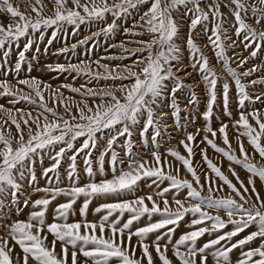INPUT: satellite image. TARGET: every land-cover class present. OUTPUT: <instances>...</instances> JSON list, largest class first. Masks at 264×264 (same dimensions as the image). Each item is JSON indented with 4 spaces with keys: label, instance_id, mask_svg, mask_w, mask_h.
I'll return each mask as SVG.
<instances>
[{
    "label": "snow or ice",
    "instance_id": "6c2138e0",
    "mask_svg": "<svg viewBox=\"0 0 264 264\" xmlns=\"http://www.w3.org/2000/svg\"><path fill=\"white\" fill-rule=\"evenodd\" d=\"M49 3L52 9L47 8L44 0H30L25 7L31 13H25L11 0H0V13L11 18L6 25L0 23V50H3L0 75L7 77L10 71L18 75L26 64L31 71L26 54L34 46L39 53V41L44 40L48 29H54L47 41L51 45L66 25L78 28L86 22H106L110 15L112 22L80 41L85 44L101 34H111L118 26L116 21L132 11L141 13L139 20L134 21L131 29L124 28V33L137 37L130 41L136 47L129 49L122 43L119 48L126 55L108 59H134L131 64L115 68L96 61L104 73H93L83 62L67 67L45 65L50 72H74L120 81L118 86L101 89L61 86L78 94L81 97L78 101L65 97L59 88L53 89L37 77L18 79L16 85L6 78L0 79V97L9 98V104L25 102L40 109L33 115L32 111L15 108L14 115L12 108L0 104V113L4 115L0 122V212L4 213L0 216V228H7L0 236V264H29L30 260L32 264H209V258L212 264H264V197L257 187L259 181L264 188V163H256L257 156L264 161V112L254 106L248 111L249 105L256 101L264 107V96L257 95L253 100L242 82L256 67L238 71L247 64V58L227 55L230 50L235 53L240 44L244 50L253 49L252 58L264 49V0H49ZM225 8L230 10L227 14ZM49 11L51 14H47ZM185 25L187 33L182 35ZM201 36L206 38L204 47L212 49L229 79L217 74L198 43ZM14 49L16 60L12 65ZM33 59L38 60V56L34 55ZM232 63L236 64L235 68ZM193 73L199 80L193 78L191 83H186ZM201 85L207 96L206 109L201 113L205 125L195 133L186 132L181 121L195 120L190 109L198 106L195 88ZM185 89L189 100L182 109L178 94ZM233 90L238 119L230 110ZM218 97L222 100L223 114L231 121L235 148L229 137V124L220 120L218 128L212 125ZM49 101L56 106L50 107ZM60 107L63 112L59 111ZM169 114L174 126L186 132L178 145L186 155L178 148L168 149V156L174 162L162 159L158 151L157 138L161 136V128L167 131ZM137 127L144 145L150 137L157 147L150 153L151 161L142 160L134 152L132 136ZM101 137L106 147L94 156ZM120 137L125 138L122 150L127 157V170L114 147L121 142ZM217 139H222L224 146H219ZM199 144L210 146L229 162L228 171L239 187L208 156L207 147L200 149V155L209 171L198 174L194 149ZM45 156L51 161L47 167H43ZM81 156L83 159L78 163ZM37 162L42 166L40 176L46 181L43 188L37 185ZM234 166L247 172V183L240 179ZM181 168L191 174V180L181 178ZM81 170L88 178L83 185L79 183ZM147 179H151L148 187L153 193L128 199L140 190V182ZM65 180L69 182L66 186ZM165 183L167 186L162 187ZM25 184L34 193L44 195L35 200L24 199L23 207L33 209L27 220L8 224L5 217L11 218L12 208L6 207L5 202L14 206L19 215L23 211L21 195ZM225 187L231 194L224 197L214 194ZM167 194H171V202ZM58 197L66 200L56 204L49 223V207ZM81 198L78 213L82 219L69 222L76 215L74 206ZM94 200L102 201L93 209L99 220L89 221V206ZM189 216L191 219L187 220ZM141 221H144L142 226ZM182 221L192 230L174 240ZM229 225L231 229L226 230ZM246 230L250 231L241 238L240 234ZM206 234L209 239L198 244ZM17 246L21 252H16ZM234 250L239 252L235 260Z\"/></svg>",
    "mask_w": 264,
    "mask_h": 264
},
{
    "label": "rangeland",
    "instance_id": "374dc122",
    "mask_svg": "<svg viewBox=\"0 0 264 264\" xmlns=\"http://www.w3.org/2000/svg\"><path fill=\"white\" fill-rule=\"evenodd\" d=\"M11 2L20 8L22 12L25 13H31L30 8H26L25 4L30 2V0H11ZM44 3L47 5L48 9H52V5L49 3V0H44ZM146 10V9H145ZM223 11L227 14L230 10L229 9H223ZM47 14H51V11H49ZM141 13H137L136 11H132L130 15L127 16H122L120 19L116 21L117 23V28L108 36H105L101 34L100 36L94 38V39H89L87 43L81 44L80 41L85 40L88 37H91L93 33H97L100 31L101 28L106 27L108 23L112 22V17L109 15L107 17L106 22L105 21H93V22H86L82 25H80L78 28L75 26L71 25H66L64 30L59 32L56 36V38L53 40L52 44L49 45L47 43L48 39H51V32L54 29H48L45 31V38L43 41H39V47L40 51L39 53L35 52V46L33 49L26 54L28 57V60L31 64V71H29L28 65H24L21 68L20 73L17 75L14 71H10L7 77H4L3 75H0V79H8L13 85H16V81L18 79H27L30 77H37L43 82L50 84L53 89L59 88L60 91L63 93L65 97H72L75 100H80L81 97L76 94L70 92V90L66 87H61L62 85H70L71 87H76L80 88L82 85H84L87 88H93V89H101V88H111L114 85L118 86L120 84L119 80H112V79H95L92 76L89 75H84L80 74L77 75L74 72H65V73H57V72H50L45 69V65L48 64H63L66 67L70 64H77V65H82L83 63H87L91 71L93 73L99 71L101 73H104V69L99 68L97 64L95 63L96 61H99L101 64H107L109 68H115L117 65H120L121 67L126 65V64H131L132 60L134 58H128V59H108V57H121L126 55L125 53H122L119 45L124 44L125 47L129 49H134L136 45L134 43H130V41H133L137 39V37L125 35L124 33V28H129L131 29L133 26L134 21L139 20V16ZM34 15V13H33ZM10 16L7 13H0V23H4L5 25L10 22ZM255 26V25H254ZM134 31H138L139 29H133ZM187 33V25L184 26L182 29V35H186ZM206 38L201 36L199 38L198 43L200 44L202 50L204 51L205 55H207L210 60L212 65L215 67V70L219 76L225 79H229L227 76V73L224 71L222 68L221 64L217 63L213 51L210 47H204V40ZM233 39H236V37L233 35ZM76 45L75 48L72 46ZM20 48L23 47V38L20 42L19 45ZM67 48V52H62V49ZM253 49H248L244 50L243 49V44H240L235 53L233 51H228L227 55L230 57H244L247 58V64L244 66L243 69H237L238 71H247L249 68L256 67V71L251 74V76L242 78V82L247 85V91L249 92L250 96L255 99L257 95H262L264 96V49L258 52L257 56L255 58L250 57V52ZM3 50H0L2 52ZM38 56L37 59H33V56ZM187 57L188 53L187 51L184 52V62L187 63ZM16 60V49L12 51L11 54V61L12 65H14ZM232 67H236L235 63L231 64ZM6 68L11 67V65H6ZM191 71V69H188ZM2 71V70H0ZM195 78L196 80H199V77L196 76L195 73H193V77L188 78L186 83H191L192 79ZM250 81H256L255 84H251ZM125 83H127L125 81ZM23 87V86H20ZM24 91H28L26 88ZM196 96L198 98V106L195 109H190L192 112V115L195 117V120L193 122H187L182 119L181 123L185 125V130L186 132H192L195 133L197 128H202L205 125V121L203 120L201 113L206 109V104H207V96L205 91L203 90V86L201 85L200 87L195 88ZM179 95V103L181 108L183 109L185 105L188 104L189 100V93L188 90L185 89L184 92H181L178 94ZM230 110L232 112V116L235 117L236 119L239 118L238 115V109L236 107V95L235 91L230 94ZM47 96V92H46ZM9 98L7 97H0V104L4 105L7 108H12L13 109V114L15 115V108H21L25 112L32 111L33 115H36L38 112H40V109L35 106L28 105L25 102H21L16 105H11L8 102ZM49 106L50 107H55L51 101H49ZM261 109L262 112H264V107L261 106L259 101H256L254 105H249L248 111L252 110V107ZM60 112H63V107L59 108ZM165 111L170 110L168 108H165ZM218 117L219 119H217ZM4 118L3 113H0V122H2ZM51 119V117H50ZM220 120H223L224 122L229 124V137L232 140L233 147H236V142L234 139V134L231 128V121L227 116L223 114V105H222V100L218 97L217 104L214 107V118L212 120V125L214 128H218L220 126ZM143 123V122H141ZM167 123L169 125L167 131H165L163 128H161V136L158 137L157 139L159 140V148L158 151L161 154L162 159L167 158L170 161H173V158L168 156V149L169 148H178V150L186 155L185 150L183 147H178L179 141L185 138V131L177 129L174 124H173V118L171 117V114H169V117L167 118ZM7 127V126H6ZM12 131L15 132L14 126H12ZM134 140V152L140 154V158L142 160H148L151 161V151L152 150H157V147L155 144L152 143L150 137H149V142L145 146L143 143V139L139 135V127L136 128V130L133 131V136ZM124 137H120V141L118 142L114 147L116 151L118 152L119 156L121 159H124L125 163L122 165V167L127 170V157L125 156L124 151L122 150L124 145ZM200 137H197V141H199ZM217 144L219 146H224L222 144V139H217ZM99 148L94 152V156H98L100 151H103V149L106 147L105 140L103 137H101L99 141ZM79 147V144L76 145ZM207 147V154L208 156L216 162L218 165L222 167V170L225 172V174L229 175V178L232 179L234 184H237V187H239V184L235 180L234 177L231 176V174L228 171V164L229 162L225 159L219 156V154L215 153L214 150L205 144H199V147H196L194 150L196 152V155L194 157V166L197 168L198 174L203 171H209L206 168V165H204V161L202 160V157L200 155V149ZM245 147L248 149L249 152L252 151V149L248 146L247 142L245 141ZM83 157L78 158V163L82 161ZM174 162V161H173ZM51 161L45 156L44 161H43V167L49 166ZM256 163H264V161H261L260 158L257 156L256 157ZM64 167H67V162H64ZM81 165V169H82ZM107 167V165H106ZM235 171L238 173L239 177L241 180H244L245 183H247V172L243 170L239 166H234ZM42 171V166L37 162L36 165V174L38 176V181L37 185L41 188L46 186V181L44 178L40 176V173ZM166 171H171V169H166ZM61 175L63 177L64 173L63 171L61 172ZM81 179L79 183L81 185L85 184L88 182L87 176L83 173L81 170L80 172ZM180 176L181 178H187L189 180L192 179L191 174L186 173V171L181 168L180 171ZM108 178H111V173L108 172ZM100 177L97 176V180H99ZM202 182H203V177H202ZM219 183V181H217ZM69 182L65 180V185L66 186ZM151 183V179L147 180H142L140 182V190L137 191L134 196H129L128 199H133L135 196H146L148 194L153 193V189L148 187V184ZM163 186H167L165 183ZM257 187L260 189V194L261 197H264V188H261L260 182L257 181ZM25 191L21 195V207L23 208V211L20 212L19 215H16L15 213V208L11 204H9L7 201L6 207L12 208V216L11 218L5 217V219L8 221V224H11L15 220H27L29 212L33 210L31 206L29 207H23V200L31 197L32 200H35L41 196L44 195V193H34L32 188L29 187L27 184L24 185ZM205 194H206V189H205ZM216 196L224 197L229 194H231V190L225 189L223 191L215 192L214 193ZM167 198L171 202V194H167ZM180 198H184V193L182 192L180 194ZM154 199H158V197L154 196ZM66 198L64 197H58L56 201H53L52 205L49 207V211L47 214V220L49 223L52 222V216H53V209L55 208L57 203H63L65 202ZM101 200H94L93 203L89 206V213L87 216V219L89 221H98L99 220V214H95L93 209L98 206L99 203H101ZM80 203H82V198L81 201L77 202V205L74 207L77 208V213L76 215L70 217L69 222L73 220H80L82 219L78 213V208ZM161 207H163V204L161 203ZM173 207L175 205L173 204ZM212 214H215L214 212ZM4 213L0 212V216H3ZM222 216H224L223 213H221ZM127 218V215L126 217ZM225 219H227L226 216H224ZM187 220L191 219V216L186 217ZM144 221H141L140 224L141 226L143 225ZM210 223V222H206ZM231 225H229L230 230ZM189 227L185 225V223L182 221L177 228V231L174 234V240L178 239L179 236L187 231H190ZM254 230V229H250ZM246 230L245 233H241L240 236L241 238L247 234L248 231ZM7 231V228H0V236H3L5 232ZM214 238V237H213ZM209 239L207 234L200 238L198 241V244L202 245L204 242H206ZM52 240V236H48V241L50 242ZM133 243H136V238H133ZM57 250H59V244H57ZM16 252H21L19 247L17 246ZM169 255L171 256V251L169 252ZM239 256V252L234 250L232 259L235 260ZM81 260H83V257H80ZM29 264H32L31 260L29 261ZM209 264H212L211 258H209Z\"/></svg>",
    "mask_w": 264,
    "mask_h": 264
}]
</instances>
